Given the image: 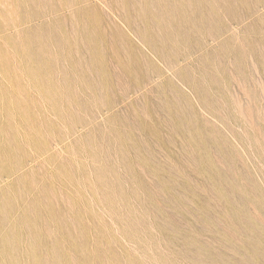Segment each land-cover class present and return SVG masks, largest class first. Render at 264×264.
<instances>
[{
    "label": "rangeland",
    "instance_id": "obj_1",
    "mask_svg": "<svg viewBox=\"0 0 264 264\" xmlns=\"http://www.w3.org/2000/svg\"><path fill=\"white\" fill-rule=\"evenodd\" d=\"M0 264H264V0H0Z\"/></svg>",
    "mask_w": 264,
    "mask_h": 264
}]
</instances>
